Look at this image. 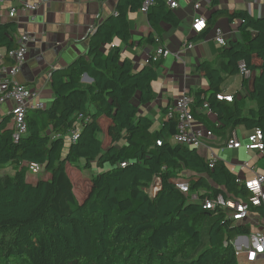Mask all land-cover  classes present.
Instances as JSON below:
<instances>
[{"label": "trees", "instance_id": "1", "mask_svg": "<svg viewBox=\"0 0 264 264\" xmlns=\"http://www.w3.org/2000/svg\"><path fill=\"white\" fill-rule=\"evenodd\" d=\"M144 1L118 0L116 13L90 35L87 53L52 74L56 98L27 115V132L19 141L13 139L12 117L0 124V169L11 165L15 171L0 175V264H239L231 241L251 229L201 202L220 194L247 199V190L222 161L211 168L198 149L173 141L177 119L168 117L169 109L159 129L140 114V106L154 100L155 52L135 70L116 43L134 45L129 18ZM169 1L153 0L146 16L156 34L142 45L156 46L163 24L180 26ZM222 16L239 20V30L253 36L225 47L217 67L200 66L210 85L192 95V111L227 144L239 128L264 135V18L218 11L208 19L207 33ZM15 30L14 24L0 25V44L8 50L17 47ZM242 63L256 73L249 95L219 101L222 85L240 74ZM85 75L91 84L82 83ZM248 100L255 106L248 107ZM205 104L218 118L211 128L199 112ZM79 125L78 140L67 141ZM28 164L42 165L49 177L29 181ZM73 164L96 172L81 199L68 171ZM157 177L162 188L152 197L149 188ZM180 179L189 183L188 195L176 187ZM256 211L264 216L263 208Z\"/></svg>", "mask_w": 264, "mask_h": 264}, {"label": "crops", "instance_id": "2", "mask_svg": "<svg viewBox=\"0 0 264 264\" xmlns=\"http://www.w3.org/2000/svg\"><path fill=\"white\" fill-rule=\"evenodd\" d=\"M176 2L178 8L174 11L179 17L180 26L172 27L163 24L160 27L162 31L160 42L156 46L141 44L142 40L152 32L154 34L156 32L150 26L146 14L140 11L131 14L129 18L134 45L126 46L120 41L116 43L121 46L122 58L130 60L135 70L145 67L151 54L158 48L170 52L167 57H162L156 62L158 77L152 82L154 100L148 105L140 106V114L152 119L156 129L162 126L164 110L171 109L181 95L187 93L192 97L196 92L209 89V80L204 72L199 71L200 66L217 67L225 47L231 42H243L253 36L252 31L241 32L238 27L240 21L230 22L227 16L218 18L215 26L208 33L206 29L196 34L193 31L195 19L204 18L208 26V19L218 11L244 13L254 18H264V0H177ZM117 3L118 0H50L47 5L40 8L34 18H32L33 13L25 12L17 7V17L14 19L9 16L8 5L1 7L0 25H15L16 30L11 36L17 46L22 35L28 34L33 37L26 55V63L17 75L16 81L38 92L40 96L38 100L46 107L50 106L56 98L51 85L52 74L56 71H65L73 61L87 53L92 29L116 13ZM217 29H220L223 34L225 47L216 42ZM203 33L207 34L204 38L190 42L191 38L200 37ZM190 44H192L191 48H189ZM9 51L7 46L0 44V65L11 64L8 58ZM255 76L256 73L252 72L249 78H244L242 74L230 77L222 85L220 94L239 98L247 97L252 90ZM82 83L91 84L92 79L83 76ZM247 105L255 106L249 100ZM13 108L11 101L0 104V124L4 119L12 117L11 125L14 126ZM199 112L204 113L202 118L206 124L208 123L209 128L219 124L216 114L208 113L204 109ZM234 132H237L241 139L253 134L244 128ZM204 145L219 156L228 167L230 166L228 164H231L232 167L240 169L239 165L242 163L234 162L235 159L230 160V157L237 156L241 150L225 149V142L217 133L212 138L204 140ZM245 152L252 157L251 164L263 160L257 152ZM199 153L210 160V154H207L205 147L201 148ZM224 156H229V158L226 157L227 163L224 161ZM231 166L230 169H232ZM252 167L255 169L254 165ZM252 174V172L248 173V175ZM48 177L49 175L45 174L41 178ZM38 180L34 179L31 182Z\"/></svg>", "mask_w": 264, "mask_h": 264}, {"label": "built area", "instance_id": "3", "mask_svg": "<svg viewBox=\"0 0 264 264\" xmlns=\"http://www.w3.org/2000/svg\"><path fill=\"white\" fill-rule=\"evenodd\" d=\"M49 2L50 0H0V8L8 5L9 16L12 19L17 17V7H20L25 12L33 13L32 18H34L40 8ZM16 4H19V6H16ZM169 4L172 9L178 8L176 1L170 0ZM152 5L153 0H145L140 12L147 14ZM198 21H203V27L199 29L196 27ZM206 28L207 23L204 18L195 19L193 31L196 34L202 33ZM94 30L95 28L92 29V33ZM32 38L28 34L22 35L18 40V46L8 52L11 64L0 65V104L11 101L14 105L12 115L15 129L13 139L15 142L19 141L21 136L27 132V115L33 111L46 109V105L38 100L40 97L38 92L16 81L17 75L26 63V55L29 50V44L33 40ZM215 39L222 47L226 46L220 29L216 30ZM191 46L192 44L189 45V48ZM169 54L168 50L158 48L155 50L153 61L157 62L160 58L167 57ZM240 74L245 78L251 77V72L244 63L240 65ZM217 99L219 101L232 102L233 96L219 94L217 95ZM193 103V97L184 93L176 100L175 105L169 109L168 117H176L177 119V134L174 136L173 141L198 150L205 147L207 154H210V167L213 168L218 161H221V158L212 152L208 146L204 145V140L212 138L214 134L196 119L192 112ZM204 110L208 111V113L211 112L208 104H205ZM80 131L81 125L69 133L67 141L76 142ZM242 148L247 152H257L264 161L263 133L258 130L252 135L241 139L238 137L237 132H234L232 138L225 144V149L232 151L241 150ZM121 166L125 167L126 164H121ZM28 167L33 174H39L44 170V167L39 164H28ZM239 167L241 171L236 174V183L247 190V199H228L220 194L214 199H204L201 204L207 210H223L226 221L251 229V234L239 235L231 241V244L234 247L235 256L239 264H256L264 259V216L256 211L260 208L264 209V173H256L252 169L253 167H249V164L245 162H242ZM248 171L253 174L248 175ZM176 187L186 195L190 193L189 183L184 179L178 180ZM161 188V178L157 177L151 184L149 193L152 197H155ZM192 199L196 201L200 200L198 195H193ZM243 254L245 255V260H241Z\"/></svg>", "mask_w": 264, "mask_h": 264}, {"label": "rangeland", "instance_id": "4", "mask_svg": "<svg viewBox=\"0 0 264 264\" xmlns=\"http://www.w3.org/2000/svg\"><path fill=\"white\" fill-rule=\"evenodd\" d=\"M101 138L104 140L105 144H107L106 140H105V134H101L100 135ZM67 139H69L67 137ZM224 161L226 162V157L229 158V156H224ZM234 162H239V163H242V162H245V163H249L250 167H252L254 165V171L256 173H264V161H256V163H253L251 164L253 161L252 157L248 154H246L245 152V149L242 148L241 151H240V154H238L237 156L235 155V157L231 156L230 157V160H234ZM227 163V162H226ZM231 166V164H228ZM229 166V167H230ZM232 167V166H231ZM68 171H69V174L74 182V186H75V189H76V194L78 196L79 199H81L90 189V182H91V177L94 176L96 174V172L94 171H91L89 169H85L82 167V165L78 164V165H70L68 167ZM232 171L236 174L239 173L240 169L238 167L234 168L232 167ZM15 171L13 170L12 166L9 165V166H6L2 169H0V175H5V174H8V175H13L15 174L14 173ZM42 175H44V170L41 171L38 175L36 174H33L31 171H28L27 173V179L30 180V181H33L34 179L38 180L42 177ZM151 195V194H150ZM199 202V201H197ZM245 255L243 254L242 257H241V260H245ZM256 264H264V259L257 262Z\"/></svg>", "mask_w": 264, "mask_h": 264}, {"label": "snow or ice", "instance_id": "5", "mask_svg": "<svg viewBox=\"0 0 264 264\" xmlns=\"http://www.w3.org/2000/svg\"><path fill=\"white\" fill-rule=\"evenodd\" d=\"M196 27H197V29L203 27V21H198L197 24H196Z\"/></svg>", "mask_w": 264, "mask_h": 264}, {"label": "water", "instance_id": "6", "mask_svg": "<svg viewBox=\"0 0 264 264\" xmlns=\"http://www.w3.org/2000/svg\"><path fill=\"white\" fill-rule=\"evenodd\" d=\"M85 76H87V75H85Z\"/></svg>", "mask_w": 264, "mask_h": 264}]
</instances>
